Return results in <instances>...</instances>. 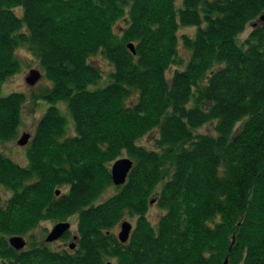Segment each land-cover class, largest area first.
I'll list each match as a JSON object with an SVG mask.
<instances>
[{"label":"trees","instance_id":"obj_1","mask_svg":"<svg viewBox=\"0 0 264 264\" xmlns=\"http://www.w3.org/2000/svg\"><path fill=\"white\" fill-rule=\"evenodd\" d=\"M22 47L49 107L20 165L1 147L26 97H0V264H264V0H0V92ZM97 56L112 68L103 85ZM209 123L215 135L199 133ZM153 132V148L139 143ZM123 157L133 167L115 186ZM75 215L74 251L31 235Z\"/></svg>","mask_w":264,"mask_h":264},{"label":"rangeland","instance_id":"obj_2","mask_svg":"<svg viewBox=\"0 0 264 264\" xmlns=\"http://www.w3.org/2000/svg\"><path fill=\"white\" fill-rule=\"evenodd\" d=\"M117 26H119V28L116 27L118 30L120 29V27L124 26V23L120 22ZM252 27H253L252 25H249L247 27L246 31L240 36L241 40L245 39L250 34V32L252 31ZM194 33H195V28H183L179 32L180 35L186 34L189 36H193ZM179 51L181 56L187 59L188 52L184 49L182 44H180L179 46ZM17 56L21 63V69L16 75L11 77L3 84L0 92V97L8 96L12 93H21L24 94V96L26 97V103L22 109L21 126L19 129V135L17 139L3 144L1 148L4 154L12 158L15 162L19 163L20 165H25L27 164L26 147H22L18 145V140L21 138L23 134H30L31 136H33L38 121L43 116L46 109L49 107L47 103L43 101H37L35 100V98L42 89L50 87V83L43 76L42 79L36 85L34 86L30 85L27 82V78L30 77L31 71L39 70L42 73L39 60L25 47H22L17 51ZM92 63L102 72L103 79L101 80V85H103L107 81L108 75L111 73L112 70L111 65L110 63H108L107 60L103 59L100 56L93 58ZM174 70H176V67L170 69L168 73L169 77L171 76ZM62 107H64V105H61V108ZM64 113L66 114V111ZM214 127L215 126L213 123H209L205 125L203 128H201L199 130V133L209 134L214 136L215 135ZM154 138H156L155 132L144 137L139 143L144 147L150 149L153 148ZM123 158H127V157H123ZM64 191L65 190L63 189L61 190V192ZM115 193H116L115 188H112L106 192L104 197L107 198ZM6 196L7 195H5V197ZM163 213L164 211L157 206L156 200H154V203L150 205L148 211V218L150 222L156 224L160 219V217L163 215ZM77 221H78L77 215L71 217L66 221L71 224L69 239L61 240V241L59 239L56 242H54V244H51L50 247L53 250H62L64 248L67 249L68 243H73L72 242L73 237L78 236ZM123 221H127L131 223L133 227L135 225V218H130L127 216ZM121 223L114 229L115 234H118L120 232ZM56 224L58 223L51 221L42 222L39 225V227L31 233V235L32 236L34 235L37 241H45L46 237L52 231V229ZM24 239L26 242H28V237H24Z\"/></svg>","mask_w":264,"mask_h":264},{"label":"water","instance_id":"obj_3","mask_svg":"<svg viewBox=\"0 0 264 264\" xmlns=\"http://www.w3.org/2000/svg\"><path fill=\"white\" fill-rule=\"evenodd\" d=\"M132 51H134V47L131 45L129 46ZM43 77V74L39 70H33L31 71L30 77L27 78V82L34 86L36 85ZM31 139L30 134H23L21 138L18 140V145L25 147L29 143ZM133 167V162L129 158H121L114 162V164L111 167V175L112 180L115 186H122L126 183L127 177ZM57 194H60L59 191H57ZM154 201L151 202L153 204ZM120 232L118 233V239L121 243L128 242L131 232L133 230V226L131 223L127 221H123L120 225ZM71 229V224L69 222H60L54 226L52 231L48 234L45 241L47 243H52L57 240H59L61 237H63L67 232H69ZM10 245L20 251L23 250L27 242L22 237H12L10 239ZM223 264H229L228 259L224 261Z\"/></svg>","mask_w":264,"mask_h":264},{"label":"flooded vegetation","instance_id":"obj_4","mask_svg":"<svg viewBox=\"0 0 264 264\" xmlns=\"http://www.w3.org/2000/svg\"><path fill=\"white\" fill-rule=\"evenodd\" d=\"M64 222H66V221H64ZM69 236H70V231L67 232L63 237H61V238H60V241H61V240H67V239H69ZM75 241H76V242H75ZM77 241H78V236H74L73 239H72V242H73V243H68V245H67V250H69V251H74V250L76 249ZM55 242H56V241H55ZM49 244H54V242L49 243ZM64 249H66V248H64Z\"/></svg>","mask_w":264,"mask_h":264}]
</instances>
